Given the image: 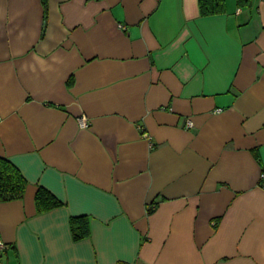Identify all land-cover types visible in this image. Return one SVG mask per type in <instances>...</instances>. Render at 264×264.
Segmentation results:
<instances>
[{"label": "crops", "instance_id": "0c3cea01", "mask_svg": "<svg viewBox=\"0 0 264 264\" xmlns=\"http://www.w3.org/2000/svg\"><path fill=\"white\" fill-rule=\"evenodd\" d=\"M224 1L0 0V264H264V0Z\"/></svg>", "mask_w": 264, "mask_h": 264}, {"label": "trees", "instance_id": "16d2710c", "mask_svg": "<svg viewBox=\"0 0 264 264\" xmlns=\"http://www.w3.org/2000/svg\"><path fill=\"white\" fill-rule=\"evenodd\" d=\"M239 5L250 3L251 0H237ZM202 16L223 13L224 0H199ZM27 180L21 171L9 160L0 156V203L22 199L27 188ZM39 212H45L62 206V202L44 188H40L36 195ZM84 217L72 220L73 237L80 240L85 237Z\"/></svg>", "mask_w": 264, "mask_h": 264}, {"label": "built area", "instance_id": "2783aa9c", "mask_svg": "<svg viewBox=\"0 0 264 264\" xmlns=\"http://www.w3.org/2000/svg\"><path fill=\"white\" fill-rule=\"evenodd\" d=\"M81 126H83V127H87L88 126L87 122H85V119H83L81 121ZM186 127L187 128H192L193 127L192 122L188 121L187 124H186ZM261 182L264 183V174H262V176H261ZM4 247H5L4 244L2 242H0V249H3Z\"/></svg>", "mask_w": 264, "mask_h": 264}]
</instances>
